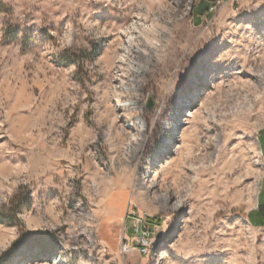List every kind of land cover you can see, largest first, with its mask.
Here are the masks:
<instances>
[{
	"label": "rangeland",
	"instance_id": "rangeland-1",
	"mask_svg": "<svg viewBox=\"0 0 264 264\" xmlns=\"http://www.w3.org/2000/svg\"><path fill=\"white\" fill-rule=\"evenodd\" d=\"M0 34V264H264V0H0Z\"/></svg>",
	"mask_w": 264,
	"mask_h": 264
},
{
	"label": "bare ground",
	"instance_id": "bare-ground-1",
	"mask_svg": "<svg viewBox=\"0 0 264 264\" xmlns=\"http://www.w3.org/2000/svg\"><path fill=\"white\" fill-rule=\"evenodd\" d=\"M148 1V0H147ZM162 3H165V1H163ZM162 9H164L163 11H161V14H169V19H172L174 16H175V14H170L169 13V11H168V9H167V7L166 6H163V8ZM162 28V30L165 32L164 34H163V36L165 37V38H167V36L169 35V33L167 32V30H166V28H164L163 29V27H161ZM137 32V31H136ZM135 32V33H136ZM174 34V33H173ZM138 35H139V37L140 38H145L146 40H147V37H148V39H149V41L150 40H156L157 38H159V36L156 34V33H154V32H147V31H145V30H142V29H140L139 31H138ZM170 38V37H169ZM171 40H170V44L168 45V46H165L164 44L163 45H160V46H156V47H154L153 45H151V44H149V42H148V47L147 48H149L151 51H154L156 54H158V56L161 58L162 57V63L164 64V65H166V64H168L169 62H171V64L174 62V61H176V59H177V56H178V51L179 50H181L182 49V46L184 47V44H186L188 41H189V39H190V37L189 36H183L182 34H180L179 32H178V35H176L175 37H173L172 38V36H171V38H170ZM162 44V43H161ZM139 45V44H138ZM142 45V44H141ZM166 55V56H165ZM166 57V58H165ZM153 58V57H152ZM157 59V58H156ZM160 60L161 59H158L157 60V62H158V65H161V63H160ZM170 66V65H169ZM244 75V74H243ZM201 79H202V75L201 74H199V75H195V76H193V79H192V84L193 83H195V82H197V81H201ZM197 86L199 87L200 86V82H198L197 83ZM177 110H179V109H177ZM175 111V109H172L171 110V112H174ZM185 178V175L183 174V172L181 173V174H179L178 175V177L176 178V180H174V184H176V185H172V186H174L173 188V190L175 191V192H177V187L178 188H180L181 189V187H182V184H183V179ZM188 181V180H187ZM185 184V183H184ZM251 190H252V188L251 187H246V192H247V194H246V196H247V198H248V200H249V203L251 204L252 203V200H251ZM188 191V190H187Z\"/></svg>",
	"mask_w": 264,
	"mask_h": 264
},
{
	"label": "crops",
	"instance_id": "crops-1",
	"mask_svg": "<svg viewBox=\"0 0 264 264\" xmlns=\"http://www.w3.org/2000/svg\"><path fill=\"white\" fill-rule=\"evenodd\" d=\"M262 132H264V129L263 130H261Z\"/></svg>",
	"mask_w": 264,
	"mask_h": 264
},
{
	"label": "clouds",
	"instance_id": "clouds-1",
	"mask_svg": "<svg viewBox=\"0 0 264 264\" xmlns=\"http://www.w3.org/2000/svg\"><path fill=\"white\" fill-rule=\"evenodd\" d=\"M0 35H2V34H0Z\"/></svg>",
	"mask_w": 264,
	"mask_h": 264
}]
</instances>
